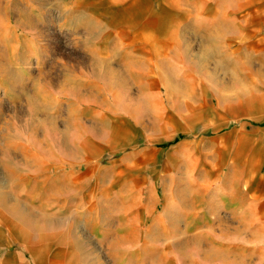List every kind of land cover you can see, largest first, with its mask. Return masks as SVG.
I'll use <instances>...</instances> for the list:
<instances>
[{
	"label": "crops",
	"instance_id": "1",
	"mask_svg": "<svg viewBox=\"0 0 264 264\" xmlns=\"http://www.w3.org/2000/svg\"><path fill=\"white\" fill-rule=\"evenodd\" d=\"M21 4L22 17L14 26L34 33L11 38L13 46L20 45V56L10 66L4 64L0 49V74H7L11 97L20 98L27 116L35 112L29 123L23 117L17 123L26 128L42 158L52 163L77 160L92 142V133L105 138L104 127L110 128L114 118L122 124L132 121L140 144L149 141L145 135L141 140L142 129L152 133L144 118L156 119L158 110L183 121L205 107L207 94L223 105L230 97L220 79L233 82L235 93L252 107L264 108V92L253 89L252 83L258 79L264 85V0ZM14 110L23 111L20 106ZM39 130L42 138L49 134L51 140L40 143ZM70 136L79 137L72 142L75 146L68 145ZM49 143L58 155L49 156ZM127 153L128 158L136 156L139 176L146 152L136 145V151ZM22 160L19 168L29 169ZM240 165L229 183L225 177L206 186V173L196 183L177 182L167 191L160 212L150 181L141 182L137 176L118 185L121 193L116 197L101 194L93 199L88 171L80 170L74 181L53 173L38 183L47 193L34 205L59 209L31 214L24 209L27 205L19 204L24 207L20 210L15 203L11 222L20 234L0 237V264H171L174 250L156 241L174 238L203 239L196 250L208 264H264V242H259L264 240V145L260 157ZM68 190L75 194L57 195ZM143 190L149 191L148 198L137 197ZM124 191L128 194L123 197ZM222 213L227 214V226ZM174 214L182 218L176 221ZM223 232L235 238L228 250H222ZM125 238L127 244H115Z\"/></svg>",
	"mask_w": 264,
	"mask_h": 264
},
{
	"label": "rangeland",
	"instance_id": "2",
	"mask_svg": "<svg viewBox=\"0 0 264 264\" xmlns=\"http://www.w3.org/2000/svg\"><path fill=\"white\" fill-rule=\"evenodd\" d=\"M18 1L0 0V39L2 40L0 49L6 66L18 62L20 56V45L13 46L11 38L15 35L20 38L22 34V39L34 33L22 29L23 26H14L15 19L18 16L22 17V0ZM14 50L18 51L16 56ZM255 67H257L256 62ZM5 75L7 74H0V237L7 233L14 236L20 234L11 222L14 217L10 213L14 206H17L15 203H18L20 210L24 207L22 208L19 204L27 205L28 208L24 209L31 214H53L55 209H59L48 205L44 207L34 205L38 198L47 193L39 189L38 183L51 179L53 173H60L65 181L68 178L74 181V177H78V172L83 169L90 174L88 181L93 185L91 191L93 199L99 198L101 194H108L110 197L119 195L121 191L118 185L137 176L136 156L128 158L127 155V152L136 151V145L141 151L146 152L145 155H141V174L137 177L147 184L150 181L158 202V212L161 208L164 211L167 191L174 189L177 182L180 186H183L185 182L196 183L197 178H201L206 173L208 175L203 180L206 186L214 182H223L225 177H227L226 182L229 183L232 171L244 163L245 159L256 160L262 155L264 108L252 107L244 100L242 94L235 93L233 82L220 79L221 89H224L230 97L223 105H217L213 101L212 94H207L205 107H201L198 112H190L191 118L183 121L166 117L168 114L166 110H158L156 119L144 118L145 122L151 125L152 133L146 135L142 129L141 140H145L144 137L148 136L149 141H143L140 144H136V127L130 124L132 121L126 119L125 124H122V120L114 118L110 128L104 127L103 140L92 133V142H88L86 151L83 152L86 157L80 152L81 157L77 155V160H67V163H64L66 159L61 160L62 162H57L59 159H56L57 163L53 162V164L46 158H42L43 156L36 150V144L30 143L31 139L24 131L26 128L20 127V123H17L22 117L29 123V119L36 118V114L33 112L34 116L30 114L27 116L25 104H21L20 98H17L15 94L11 97V90L6 86L8 77ZM252 83L253 89L260 93L264 92V85L258 79H254ZM18 90L20 93L21 88L18 87ZM15 106H20L24 112L15 111ZM184 122L188 125L181 124ZM58 125L61 128L62 123L58 121ZM29 129L34 130V133L37 131L35 127ZM41 134L39 130L37 137L41 140L40 143L51 140L49 134H44L43 138ZM69 138L68 145L75 146L76 143L72 142L79 137L70 136ZM99 139L101 141H98ZM46 147L49 156L58 155L54 144L49 143ZM22 157L28 162L29 169L25 168L27 166L20 169L17 165V163H24ZM240 167L243 166L240 165ZM63 194L68 197L75 193L68 190L66 193L57 195L63 196ZM125 194L128 192L124 191L123 197ZM148 195L149 191L143 190L137 197L144 199L148 198ZM120 197L122 198V195ZM49 198L52 200V197ZM51 200H46V203L51 202L50 205H52ZM181 218V214H174L176 221ZM225 218L227 214L222 213V223ZM224 223L227 226L228 223L225 221ZM225 225H222V228ZM223 234L225 235H221L220 238L222 250H228V242H235V238L230 239L226 232ZM165 241L157 240L156 242L160 246L168 247L167 250H174L171 264H208L198 256L201 250H196L197 243L201 246L203 239L174 238ZM128 242L129 240L125 238L117 240L115 244L118 246L120 243L124 245Z\"/></svg>",
	"mask_w": 264,
	"mask_h": 264
},
{
	"label": "bare ground",
	"instance_id": "3",
	"mask_svg": "<svg viewBox=\"0 0 264 264\" xmlns=\"http://www.w3.org/2000/svg\"><path fill=\"white\" fill-rule=\"evenodd\" d=\"M1 70V69H0ZM4 70V69H3ZM260 75V74H259ZM50 126V125H49Z\"/></svg>",
	"mask_w": 264,
	"mask_h": 264
}]
</instances>
